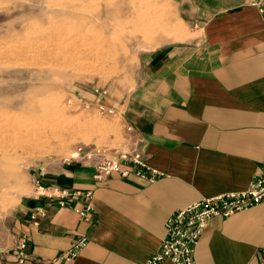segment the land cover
<instances>
[{"label":"crops","instance_id":"0c3cea01","mask_svg":"<svg viewBox=\"0 0 264 264\" xmlns=\"http://www.w3.org/2000/svg\"><path fill=\"white\" fill-rule=\"evenodd\" d=\"M170 1L190 32L139 54L126 98L117 101L130 130L115 150L137 148L160 174L149 181L124 163L98 179L97 161L81 154L37 165L33 181L54 197L41 200L46 216L37 227L28 221L33 208L24 205L14 221L15 237L29 233L35 259H52L83 237L87 245L73 264H142L158 250L177 210L244 190L260 173L264 25L255 0ZM61 191H90L92 218L74 212L81 201L58 206ZM13 247L0 253V264L12 263ZM263 256L264 200L209 220L194 249L196 264H259Z\"/></svg>","mask_w":264,"mask_h":264},{"label":"rangeland","instance_id":"374dc122","mask_svg":"<svg viewBox=\"0 0 264 264\" xmlns=\"http://www.w3.org/2000/svg\"><path fill=\"white\" fill-rule=\"evenodd\" d=\"M101 1L0 0V253L15 245L19 209L36 196V166L76 158L78 148L81 156L116 151L129 133L117 101L139 54L190 32L170 0H113L106 12L92 10ZM146 21L161 25L159 37L143 36ZM43 97L46 107L22 111Z\"/></svg>","mask_w":264,"mask_h":264},{"label":"built area","instance_id":"2783aa9c","mask_svg":"<svg viewBox=\"0 0 264 264\" xmlns=\"http://www.w3.org/2000/svg\"><path fill=\"white\" fill-rule=\"evenodd\" d=\"M253 5L257 8L259 16L264 25V0H255ZM105 93V92H103ZM128 130L130 128L128 127ZM78 154L82 149L78 148ZM82 156L88 160H96L95 178L103 179L112 172L120 170L121 164H128L133 168L136 175L153 181L160 173L155 169H150L144 162V156L135 147L131 149L116 150L107 156L99 154L95 148L84 152ZM129 171H122L126 175ZM36 184V198L43 201L51 198L47 187ZM58 206L63 207L67 200L81 201L79 207L74 208V212L82 220L89 221L93 214L92 193L86 191L83 194L78 192H60ZM264 200V164L260 168V173L254 177L247 188L236 192H227L201 198L186 207L177 210L166 221L165 236L161 240L158 250L148 257L142 264H161L169 261L172 264H196L194 260V249L212 218H227L237 212L253 207ZM46 216L44 204L33 208L28 214L29 224L37 227L40 221ZM30 235L23 232L17 237L13 247V261L11 264H73L82 249L87 245V240L77 237L71 240L68 247L61 254L49 260H38L31 256L28 251ZM259 264H264V256Z\"/></svg>","mask_w":264,"mask_h":264},{"label":"bare ground","instance_id":"6f19581e","mask_svg":"<svg viewBox=\"0 0 264 264\" xmlns=\"http://www.w3.org/2000/svg\"><path fill=\"white\" fill-rule=\"evenodd\" d=\"M60 1V0H59ZM80 1H82V0H80ZM60 5H61V3H60ZM57 6H58V4H57ZM115 6V5H114ZM113 6V0H103V1H101L98 5H96L92 10H95V11H99L100 9H103V11L104 12H106L107 11V9H109V8H113L114 7ZM82 7V6H81ZM80 7V8H81ZM84 9L85 8H81V12H84ZM77 10V9H76ZM78 12V11H76L77 12V15H73V17H72V19H71V16L72 15H70V20H76V18L77 17H79V13H81V12ZM61 12V11H60ZM75 12V11H74ZM69 15V14H68ZM98 15V14H97ZM69 20V19H68ZM144 21V20H143ZM64 22V21H63ZM147 22V21H146ZM151 22V23H150ZM149 25H150V28H149V30L148 31H146V32H144L143 34V36L145 37V38H147L148 40H150L151 41V39H153V38H155V36H158L159 37V34H160V26L158 25V24H156V22H152V21H149V22H147ZM155 24L156 25H158V26H155ZM61 25V24H60ZM60 25H58V26H60ZM167 25V24H166ZM57 26V29H56V31H58L59 30V27ZM55 27L56 26H54V30H55ZM162 27H165V25L163 26L162 25ZM56 31H54L55 33H56ZM53 32V34H51L49 37L50 38H54V33ZM62 32V31H61ZM60 32V33H61ZM64 32V31H63ZM58 33V32H57ZM56 35V38H58L59 37V35H57V34H55ZM61 35V34H60ZM50 38H48V40H50ZM143 38V37H142ZM144 38V39H145ZM146 39V40H147ZM47 40V39H46ZM53 40V39H52ZM56 40H59V39H56ZM56 40L54 41H52V42H56ZM51 42V40H50V43H52ZM161 43V42H160ZM160 43H158V44H160ZM59 44H60V42H59ZM48 100L50 99V98H47ZM47 99L46 98H39V99H36L35 101H32V103L30 104V105H28V106H26V107H24L23 109H22V111H24V112H26V113H34V107L35 106H41V107H43L44 108V106L46 107L47 106ZM50 101V100H49ZM45 103H46V105H45Z\"/></svg>","mask_w":264,"mask_h":264},{"label":"water","instance_id":"95a60500","mask_svg":"<svg viewBox=\"0 0 264 264\" xmlns=\"http://www.w3.org/2000/svg\"><path fill=\"white\" fill-rule=\"evenodd\" d=\"M23 205L32 209V208H36L42 205V201L38 200V199H25L23 201Z\"/></svg>","mask_w":264,"mask_h":264}]
</instances>
